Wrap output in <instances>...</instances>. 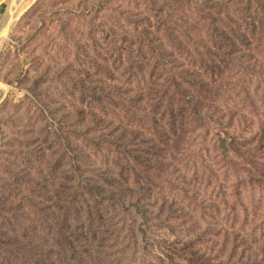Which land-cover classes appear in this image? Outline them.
Wrapping results in <instances>:
<instances>
[{"label":"rangeland","instance_id":"374dc122","mask_svg":"<svg viewBox=\"0 0 264 264\" xmlns=\"http://www.w3.org/2000/svg\"><path fill=\"white\" fill-rule=\"evenodd\" d=\"M176 1L0 0V264H264V184L219 148L264 129V31L207 75L188 44L195 62L168 65L213 98L176 138L141 37L160 50Z\"/></svg>","mask_w":264,"mask_h":264},{"label":"trees","instance_id":"16d2710c","mask_svg":"<svg viewBox=\"0 0 264 264\" xmlns=\"http://www.w3.org/2000/svg\"><path fill=\"white\" fill-rule=\"evenodd\" d=\"M215 1L216 0H204L206 6L199 10L192 5V3L195 2L193 0L176 1V9L174 8L175 14L173 12L174 16L171 17L168 25L162 26V33L157 30V34H162L161 38L164 39H158L160 41V50L158 47H155L154 43L145 39V36L149 34L147 30H143V34H141L146 48L157 57V66H155V69L161 70L162 73L167 74V79H162L164 83L159 82L157 84L162 91V96L160 97L162 102L159 106L162 107V118L165 119L166 116L168 117V122L166 123L172 129L174 133L173 135L176 138H180L188 117H191L196 113L200 114V116H204L203 111L200 113L198 110L200 108L205 109L206 107H204V104L207 101H212L213 98L209 99L210 96L205 92L206 90L203 89L204 85L193 80V77L189 72L173 71L168 68V65H172L173 69L174 67H182V70L186 68L183 67L184 61H182L183 56L181 55L183 53L189 55L190 60L195 62L194 57L186 50L188 44L193 51V55H195L200 62L198 67L202 72L199 76L202 74L207 75V71L205 70H212L205 68L207 67L206 63H211L214 70H220L219 60L221 61L222 56L226 57V52H239L243 49L245 52L246 50L250 51L254 43L257 44L259 41H262H257V38L259 37L257 31L259 29L264 31V0H234L232 1L233 4L239 6V11L235 10L234 12H229L225 4L221 5ZM242 7L246 8V12L242 11ZM191 8H193L195 12H193ZM183 44H185V46ZM166 45H174L179 54L171 55L170 59L172 62H166ZM214 52L216 54L217 52L220 54L222 52L223 54L220 55L221 57H218ZM137 56L141 58V61L144 60L142 52L137 51ZM224 59L230 60L229 58ZM140 63L141 62L138 61V64H136L139 65ZM129 64L131 65L130 61ZM192 64L194 65V63ZM131 66L134 67L135 64ZM141 67L140 64L138 68L141 69ZM107 72L111 75L110 71L107 70ZM195 90L198 91V99L196 100V103H193L189 95L192 96L190 91L193 92ZM137 91L142 93L141 90ZM104 94L105 92L103 88H98L94 92L95 102L102 107L103 101L108 102V104L112 101L111 97L104 96ZM124 102L127 103L126 101ZM131 103L132 99L130 98L129 103L127 104ZM156 108L158 109V107ZM104 109L105 108H101L106 117L108 114H106ZM90 116L94 118L99 117L95 113L90 114ZM113 116L114 119H117L115 118L116 114ZM207 118L209 119L208 116H206V119ZM192 119L194 120L195 118ZM157 120L160 121L161 119ZM154 124H156V122H154ZM126 131L125 137L139 134V130H135V128ZM162 135V133L159 135L160 140V136L162 137ZM113 138L114 137H112V139ZM114 139L119 141L118 138ZM133 143L134 142H128L130 146L136 147L137 145ZM219 148L223 151L225 157H229V155L232 154L233 156L241 158L244 162V170L249 174L250 178L253 179V181H258L264 184L263 128L259 129V131L254 134V137L247 142L244 139L240 140L238 137L225 132L224 137L219 138ZM138 155H142V149L140 148H137V150H131V153L128 154V158L133 159L134 161H139L140 156ZM68 246L70 249H73L71 243H68ZM194 255L195 254H191V256ZM196 255H198V252ZM191 256H189L186 261L188 264H195L197 259ZM34 264L36 263L34 262Z\"/></svg>","mask_w":264,"mask_h":264}]
</instances>
